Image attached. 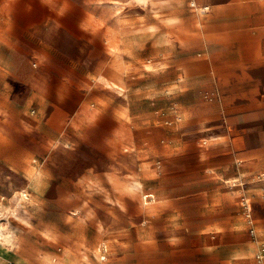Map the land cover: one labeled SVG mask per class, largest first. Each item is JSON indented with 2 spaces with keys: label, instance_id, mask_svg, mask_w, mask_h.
<instances>
[{
  "label": "crops",
  "instance_id": "obj_1",
  "mask_svg": "<svg viewBox=\"0 0 264 264\" xmlns=\"http://www.w3.org/2000/svg\"><path fill=\"white\" fill-rule=\"evenodd\" d=\"M122 1L0 0V213L63 239L22 249L37 260L0 243V264H256L236 226L160 211L138 146L160 124L184 139L226 94L234 123L264 117V0Z\"/></svg>",
  "mask_w": 264,
  "mask_h": 264
},
{
  "label": "rangeland",
  "instance_id": "obj_2",
  "mask_svg": "<svg viewBox=\"0 0 264 264\" xmlns=\"http://www.w3.org/2000/svg\"><path fill=\"white\" fill-rule=\"evenodd\" d=\"M151 2L123 0L116 4L134 7L141 3L146 9ZM233 101L230 94L223 95L222 116L210 117L201 127L192 125L185 132L184 139L180 130L168 131L160 124V140L152 143V149L148 143H140L138 150L148 153L147 158L154 156L152 163L148 164L158 171L157 177L152 179L158 190L151 191L155 193V199L161 201L160 211L191 215L203 212L208 214L207 221L221 223L224 230L236 226L242 235L240 244H254L252 256L256 264H264V259L262 263L257 262V253L264 247V151L256 147L253 156L243 153L246 139H253L264 131V117L249 113L234 123L236 109ZM236 133L241 134L242 139L236 140ZM216 167L218 172L214 176L211 168ZM148 175L150 177V173ZM211 206L221 214L217 212L216 217L209 216L214 213ZM38 229V224L23 209L15 210L11 217L9 213H0V243L19 250V256L37 260L40 254L24 253L22 249L41 244L54 250L62 244L63 239L56 242L46 239L44 242ZM24 234H30L31 238Z\"/></svg>",
  "mask_w": 264,
  "mask_h": 264
},
{
  "label": "built area",
  "instance_id": "obj_3",
  "mask_svg": "<svg viewBox=\"0 0 264 264\" xmlns=\"http://www.w3.org/2000/svg\"><path fill=\"white\" fill-rule=\"evenodd\" d=\"M145 198L149 199V198H151V195L150 194H146ZM102 258H104V256ZM263 259H264V247H261L259 249L258 253H257V260H258L259 263H262Z\"/></svg>",
  "mask_w": 264,
  "mask_h": 264
},
{
  "label": "bare ground",
  "instance_id": "obj_4",
  "mask_svg": "<svg viewBox=\"0 0 264 264\" xmlns=\"http://www.w3.org/2000/svg\"><path fill=\"white\" fill-rule=\"evenodd\" d=\"M250 208H251V205H250Z\"/></svg>",
  "mask_w": 264,
  "mask_h": 264
}]
</instances>
